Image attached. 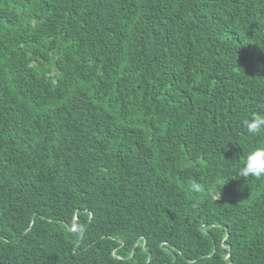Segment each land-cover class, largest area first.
I'll return each mask as SVG.
<instances>
[{
    "label": "trees",
    "instance_id": "1",
    "mask_svg": "<svg viewBox=\"0 0 264 264\" xmlns=\"http://www.w3.org/2000/svg\"><path fill=\"white\" fill-rule=\"evenodd\" d=\"M258 65L264 0H0V264H264Z\"/></svg>",
    "mask_w": 264,
    "mask_h": 264
},
{
    "label": "clouds",
    "instance_id": "2",
    "mask_svg": "<svg viewBox=\"0 0 264 264\" xmlns=\"http://www.w3.org/2000/svg\"><path fill=\"white\" fill-rule=\"evenodd\" d=\"M257 67L264 68L261 65ZM243 123L249 135L256 136L264 133V116L262 115H254L250 119H245ZM237 174L244 179L250 176L257 179L264 178V146L258 147L248 153L243 166L237 168ZM218 183L223 184V179L219 180ZM189 191L201 193L204 191V187L199 183L192 182ZM211 194L221 196L222 192L213 191Z\"/></svg>",
    "mask_w": 264,
    "mask_h": 264
},
{
    "label": "water",
    "instance_id": "3",
    "mask_svg": "<svg viewBox=\"0 0 264 264\" xmlns=\"http://www.w3.org/2000/svg\"><path fill=\"white\" fill-rule=\"evenodd\" d=\"M72 229H75V227H74V228H72Z\"/></svg>",
    "mask_w": 264,
    "mask_h": 264
}]
</instances>
